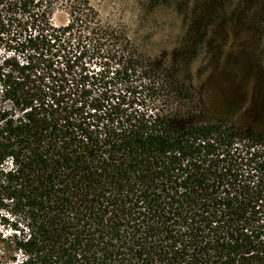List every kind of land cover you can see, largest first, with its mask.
Here are the masks:
<instances>
[{
	"label": "trees",
	"instance_id": "1",
	"mask_svg": "<svg viewBox=\"0 0 264 264\" xmlns=\"http://www.w3.org/2000/svg\"><path fill=\"white\" fill-rule=\"evenodd\" d=\"M201 109L93 0H0V261L264 264V131Z\"/></svg>",
	"mask_w": 264,
	"mask_h": 264
},
{
	"label": "rangeland",
	"instance_id": "2",
	"mask_svg": "<svg viewBox=\"0 0 264 264\" xmlns=\"http://www.w3.org/2000/svg\"><path fill=\"white\" fill-rule=\"evenodd\" d=\"M93 1L195 85L202 103L196 122L231 119L264 131V0Z\"/></svg>",
	"mask_w": 264,
	"mask_h": 264
}]
</instances>
